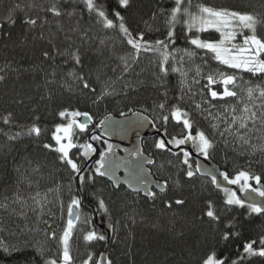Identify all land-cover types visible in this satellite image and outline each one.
Wrapping results in <instances>:
<instances>
[{"label":"trees","instance_id":"trees-1","mask_svg":"<svg viewBox=\"0 0 264 264\" xmlns=\"http://www.w3.org/2000/svg\"><path fill=\"white\" fill-rule=\"evenodd\" d=\"M29 2L31 0H0V21L3 20L8 8L12 5L19 3L21 8H24V12L17 13L14 26L9 28L8 24L4 25L5 32H11V40H0V67L11 62L13 67L20 69L19 73L9 71L5 81L0 82V115L12 111L15 114L16 122L21 125H30L34 117L38 116L39 119L35 122L41 127L42 135L38 139L22 137L13 145L10 152H0V200H3L5 196L11 198L19 189L24 198H27L29 194L34 195L36 192H40L41 196L47 194L48 203L44 209L35 208V211L33 210L34 206H24L23 214L9 215L11 208H15L16 213H20L21 206L19 204L11 205L9 212L0 209V264H44V259L55 252L54 240H48L47 234L58 226L57 215L60 211L58 207L63 205V209H66L70 203V197L78 192L76 182L72 185V192H69L68 172L56 160V154L42 148L44 143L54 144L51 137L57 124L68 123L67 118L61 120L58 116L59 111L64 109L86 111L92 116L93 125H98L108 115L121 117V112L125 114L123 116L140 112L151 121L155 120L157 125L155 128L159 129L160 133L163 131L158 115L160 110L154 109L153 103L154 101L158 103L164 99L160 95L162 89L151 86L152 74L158 71L151 63L157 59L156 57L141 53V59L135 66L134 72L131 76L126 77L127 80L133 82L143 80V85L137 86L135 91L128 89V94L125 95L122 91L124 81H118L115 84L116 94L99 104H93L89 98L81 96L79 89L75 87L73 91L67 90L65 81L71 84V78L67 77L66 73L73 65L70 61L65 64L62 57H56L55 63L59 65V68L53 83L46 84V78L52 79L46 74L51 72L50 65L53 62L51 60L44 62L43 70L32 71V66L41 63L40 53L42 50L54 51L52 44L48 43L49 37H55L53 43L60 51L68 49L70 44L73 50L80 46L84 66L79 71L87 75L89 72L95 73L102 68L106 75L102 74L101 80L115 79L120 71L119 57L127 55L130 46L120 42L117 32L102 29L100 25L95 23L94 19L89 18L86 12L83 19H80L79 10L76 18L64 17L59 21L62 30L58 31L56 19L49 16V22L43 28L38 26L35 30L28 32L21 20L25 12L32 16L37 14V10L25 7ZM36 2L42 3L43 0H36ZM107 2L109 11H111L115 7V0H107ZM197 2L244 10L250 3L259 6L260 0H194V4ZM170 5L171 0H132L130 9L126 12L122 10V14L125 15L127 24L133 32L143 30L145 31V39L152 41L156 38H162L165 31L163 17L153 20L151 19L152 14L159 11L160 8L170 7ZM69 10L71 9L69 8ZM40 16L43 18L44 13L41 12ZM77 20H79L80 31L73 33L70 29L77 27ZM145 21L152 25L153 29L158 28L159 31H148L145 28ZM84 30H87L90 38L87 43H82L79 40V36ZM176 31L181 38L177 40L175 47H192L182 38L179 26ZM259 34L264 36V29ZM41 35L44 36V39H40ZM66 35L72 39L66 40ZM200 35L203 39H208L210 35L212 38H219L215 32ZM25 37L27 38L26 42L21 44ZM239 39L238 37V41ZM101 40H104L105 44H101ZM194 59L195 64L201 63L198 56ZM209 65L211 67L216 66L215 62L211 60ZM188 66L194 68L195 65H186V67ZM114 67L117 68L115 73L112 71ZM24 69H28V71H24ZM209 70V67L203 69L204 72ZM136 73H140V75L137 76ZM0 75H4V73H0ZM193 75L194 72L189 73V82H191ZM244 75L247 79V74ZM178 81L179 76L170 73L167 78L169 102L179 103L180 107L192 114L195 121L193 134L197 128L210 134L211 129L208 127V121L193 111V100L199 102L200 96L196 95L193 99L185 97L182 101L176 100V97L180 95ZM91 83L96 86L97 92H99L101 84L97 82L94 74ZM206 83V80H201V85ZM61 85L65 86L62 87ZM201 85L194 87L199 90ZM213 88L214 90H222L220 85H214ZM21 99L23 103L17 104L16 101ZM174 125L175 122L173 121L167 126L168 135L164 136L165 139L175 135L182 127V125L175 127ZM0 127L3 125L0 124ZM17 130L19 129L13 128V131ZM4 139L0 135V142H3ZM216 139L219 140V137ZM156 140L158 138L149 140L143 146L144 153L148 154L154 161L150 167L152 176L161 183L165 180L169 182V188L166 190L169 196H176L181 193L187 195L192 192L196 194V199H190L188 206L181 211V215L187 216L188 219H191L193 213L200 215L208 200H211L216 206L223 222L235 218L236 222L241 224V228L238 230L241 231L242 235L238 239L219 245V249L224 256H228L231 260L237 259V254L242 252V245L245 241L258 240L261 235H264V216L249 214L247 206L228 208L224 204L227 194L225 191L215 190L210 179L200 178L196 173L193 179L189 181L182 171V169H187V166L180 163L183 159V151L173 155L168 150H158L154 147ZM257 142L253 141V143ZM96 147L99 152L107 149V145L104 144ZM192 150L196 154L193 147ZM76 151L78 150L73 149L70 155ZM209 159L221 172H226L230 178L237 171L245 170L254 175H260L262 177L261 183L264 184V157L259 153L254 157L249 156L240 150L233 151L231 145L226 147L222 142H218L215 148L210 151ZM189 164L195 171L194 162L190 157ZM95 166L93 163L89 168ZM36 168H39V171H34ZM177 182H179V186H177ZM80 194L79 198L84 203L82 213L88 218L89 226L97 235H100V231L90 225L89 208L92 207V210H95L101 221L112 225V237L107 248V259L111 260L112 264H195L194 257L190 256L189 252L196 250L198 245L206 244L208 247H212L216 245L218 240L219 233L209 223L198 224L195 229L187 231L184 239L176 237L173 232L168 230L172 213L167 210L161 211L163 205L160 200L153 204L151 200L133 195L123 188L115 190L101 177H96L94 184H87L85 190L81 191ZM98 199L105 200L109 208L108 213L98 209ZM28 205H32L31 200L28 201ZM226 208L227 211H222ZM204 219L207 220L206 217ZM43 221H47V223H43ZM34 226H38L39 230L38 233L31 235V228ZM220 228H223V223L220 224ZM89 245L94 251V258L89 264H97V260L106 246L101 240L91 242ZM42 247L45 249L43 255H41ZM247 264H264V261L257 257L250 259Z\"/></svg>","mask_w":264,"mask_h":264},{"label":"snow or ice","instance_id":"snow-or-ice-1","mask_svg":"<svg viewBox=\"0 0 264 264\" xmlns=\"http://www.w3.org/2000/svg\"><path fill=\"white\" fill-rule=\"evenodd\" d=\"M131 5L132 0H115V7L109 11L107 0H43L42 3L31 0L25 7L37 10V14L32 16L25 12L21 20L28 32L35 30L38 26L43 28L49 22V16L56 19L58 31L62 30L59 21L64 17L76 18L79 10L80 19H83L86 12L89 18L94 19L95 23L100 25L102 29L117 32L120 42L130 46L129 53L119 57L120 71L115 79L101 80V75H106L102 68L95 73L89 72L87 75L79 71L84 66L80 46L73 50L70 44L68 49L60 51L53 43L55 37H49L48 43L52 44L54 51L42 50L40 53L42 61L40 64L33 65L32 71L43 70V63L51 60L53 62L50 65L51 72L46 74L52 77V79L46 78V84H51L59 68V65L55 63L56 57H62L65 64L70 61L73 65L66 73V76L71 78V84L65 81L67 90L73 91L75 87L79 89L81 96L89 98L93 104H99L116 94L115 84L118 81H124L122 91L125 95L128 94V89L135 91L137 86L143 85V80L133 82L127 80L126 77L131 76L134 72L135 66L141 59V53L150 54L157 58L151 63L158 69L152 74L151 86L162 89L160 95L164 97L158 103L153 102L154 109L160 110L158 115L161 121L160 127L163 129L160 134L162 137L167 136V126L173 121L175 122L174 127L182 125L176 134L171 135L170 138L156 140L154 144L156 149L163 151L167 149L168 145L173 148H180L182 145L191 143L197 155L208 159L210 151L215 148L218 142H222L226 147L231 145L233 151L240 150L253 157L259 153L264 157V36L259 34L264 29V0H260L259 6L250 3L244 10L234 7H217L203 2L194 4V0H171L170 7L160 8L159 11L152 14L151 19L153 20L163 17L165 25L162 38H156L152 41L145 39V31L133 32L128 26L122 10L126 12ZM18 12H24V8H21L19 3L8 8L7 14L0 21V40H11V32H5L4 25L8 24L9 28L14 26ZM41 12L44 13L43 18L40 16ZM144 23L148 31H159L158 28L153 29L147 21ZM78 25L79 20H77V27H72L70 31L73 33L80 31ZM178 26L181 29L182 38L192 47H175L177 40L181 38L177 35ZM211 32L217 33L219 38H212L211 35L208 39L201 38L200 34ZM238 37L240 38L239 41ZM26 39L25 37L21 44L25 43ZM40 39H44V36L41 35ZM65 39L71 40L72 38L66 35ZM89 39L87 30H84L79 36L82 43H87ZM100 43L105 44V41L101 40ZM197 56L201 61L200 64H195L194 58ZM210 60L215 62V67L209 65ZM186 65L195 66L193 68L192 66L186 67ZM205 67H209L210 70L204 72ZM9 71L19 73L20 69L13 67L11 62L6 63L0 67V73H4V75H0V82L5 81ZM24 71H28V69H24ZM112 71L115 73L117 68L114 67ZM190 72H194L191 82H189ZM170 73L179 76L180 95L176 97L177 101H182L185 97L193 99L196 95L200 96L199 102L193 100V111L208 121V127L211 129L210 134L199 128L193 134L195 121L192 114L180 107L179 103L169 102L167 78ZM93 74L97 82L101 84L99 92H97L96 86L91 83ZM244 74H247V79H245ZM136 75L139 76L140 73H136ZM202 79L206 80L207 83L201 85ZM65 85L61 86L64 87ZM196 85H201L199 90L194 87ZM214 85H220L222 90H214ZM16 103L22 104L23 100H17ZM33 112H35L34 109ZM121 115L125 114L121 112ZM133 115L137 114L133 113ZM58 116L61 120L68 118V123L57 124L51 137L55 143H44L42 148L50 153H55L56 160L68 172L69 192H72L74 182H78L79 189L76 195L70 197V203L67 205V215L70 218L67 220L62 233L59 236L55 231L47 234L48 240L57 241L59 255L52 253L51 256L44 259V264H73L70 240L76 222L82 219L80 211L82 200L79 198V192L84 191L87 184H94L96 177L108 176L110 172L114 176L111 164L106 163L112 146L108 145L106 151L99 152L100 159L96 160V166L90 169L87 161L91 159L92 153L97 152V149L87 140L81 144L75 143L73 129H79L80 133L87 135L89 124L93 119L92 116L86 111H69L67 109L59 111ZM80 117H83V121L77 119ZM38 119L39 117L35 116L30 125H21L16 122L15 114L12 111L0 115V124L3 125L0 127V135L5 138L3 142H0V152H10L13 145L22 137L38 139L42 135L41 127L35 122ZM108 119L110 118L105 117V120L100 121V125H104ZM143 119L147 120L148 118L143 117ZM148 123L157 127L155 120L148 121ZM95 127H99V125H94L93 130ZM13 128L19 130L13 131ZM102 135L103 133L101 135L92 134L89 139L99 141ZM216 137H219V140ZM254 140L258 142L253 143ZM73 149H77L78 152L70 155ZM172 154L176 155L175 152ZM147 163L152 164L154 161L147 159ZM180 163L187 166V169H182V171L189 181L201 171L199 166L195 171L192 170L189 164L188 151L183 152V159ZM140 169L141 172L144 171L142 165H140ZM34 171H39V168L34 169ZM205 175H211L212 184L220 187L211 170ZM220 176L229 185H240L241 192L254 193L255 196L260 197L262 201L260 203L249 197L247 208L249 214L264 216V190L249 184L250 180H254L257 185L261 184L262 177L260 175L240 170L231 178L226 172H221ZM135 178L140 186L135 191L139 193L143 189L146 192V198L151 200L153 204L160 200L163 205L161 211L167 210L172 213L168 230L173 232L176 237L184 239L186 232L195 229L198 224L209 223L215 227L219 233L216 245L212 247H208L206 244L198 245L196 250L189 252V255L194 257L195 264H247L250 259L257 257L264 261V235H261L258 240L245 241L242 245V252L237 254L238 258L235 260H231L220 252L219 245L240 238L242 233L238 229L241 228V224L237 223L235 218L223 222L221 214L217 212L216 206L211 200L206 201L200 215L193 213L191 219H188L187 216L181 215V211L188 206L190 199H196L194 192L187 195L181 193L180 195L169 196L166 191L169 188L167 180L163 183L157 182L156 186L161 189L160 193H157L147 187L148 181L143 175L138 173ZM177 186H179V182H177ZM57 190L59 191V189ZM224 191L227 194L224 204L228 208L232 206L245 207V201L238 199L234 192L228 189H224ZM29 200H31L32 205H28ZM47 203V194L41 196L40 192H36L34 195L29 194L27 198H24L17 189L11 198L5 196L3 200H0V209L9 212L11 205L19 204L21 206L20 213H16V209L11 208L9 215L23 214L24 206H35L43 209ZM35 207H33L34 211ZM97 207L102 212H109L104 199H98ZM222 211H227V208ZM213 222H215L214 225ZM43 223H47V221H43ZM83 223H89L86 216L83 217ZM221 223H223L222 229L220 228ZM104 239L103 235H97L95 231H86L83 234V241L86 244ZM44 251L45 249L42 247L41 255L44 254ZM91 259L92 256L88 255L82 264H89ZM107 264H112V261L108 260Z\"/></svg>","mask_w":264,"mask_h":264},{"label":"water","instance_id":"water-1","mask_svg":"<svg viewBox=\"0 0 264 264\" xmlns=\"http://www.w3.org/2000/svg\"><path fill=\"white\" fill-rule=\"evenodd\" d=\"M135 113L137 115H133L132 113L127 116L121 117L108 115L106 117H109L110 119L106 120L104 125H100L99 123L97 134L101 135V133H103L101 138L106 140L107 143L112 146L111 152L108 153V160L106 161V163H110L112 169L114 170V176L110 172L108 176L102 177V179L111 184L113 189L115 190L123 187L132 194H141L144 198H146V192L143 189H141L139 193L135 191L136 188L140 187L137 184L135 178L138 173L143 175L148 181L147 187L150 190H154L157 193H160L161 189L156 186L157 182L159 181H157L152 176L149 169V167L152 166L153 163H147V159L152 158L147 157L142 153V141L154 138L161 139L164 137L161 136L160 132L155 127H153L152 124L148 123V121L151 120L147 116L143 115L140 112ZM143 117H147L148 119L144 120ZM78 120L83 121V117L78 118ZM103 120H105V118ZM88 142L90 143L89 138ZM93 147L96 148L95 146ZM166 150L172 153L188 151L189 157L195 164V168L199 166V168L201 169V171L197 173L200 178L212 180V176L205 175V173L209 170L213 172L220 185V187H216L213 185L215 190L224 191V189H228L231 192H234L238 199H242L245 201V206H247V203L249 202V197H251L257 203L262 202L261 198L255 196L254 193L241 192L240 185L227 184V182L224 181L220 176L221 170L216 165H214L209 158L205 159L203 156L195 154L192 150L191 143L182 145L180 146V148H173L168 145ZM97 155L98 150L91 156V159L87 161L88 166H90L95 161ZM140 165L143 166V172H141ZM254 187H259L264 190V185L262 183L259 185L255 184ZM77 188L79 189L78 182ZM69 218L70 217H68V219ZM93 220L95 228L100 230L101 235L105 237L102 242L106 246L103 253L99 256L97 264H107V248L112 237V225L108 222L104 224H98L94 210Z\"/></svg>","mask_w":264,"mask_h":264},{"label":"rangeland","instance_id":"rangeland-1","mask_svg":"<svg viewBox=\"0 0 264 264\" xmlns=\"http://www.w3.org/2000/svg\"><path fill=\"white\" fill-rule=\"evenodd\" d=\"M152 119H154V118H152ZM54 131H55V129H54ZM73 131L75 133V135L73 137L74 142L77 143V144L84 143L85 142L84 141V138H83V140L81 139L82 134L79 133V129L74 128ZM77 137H79V138H77ZM79 139H80V141H79ZM77 152L78 151H76V153ZM249 184H250V186H254L256 183H255L254 180H250L249 181ZM35 208L41 209L39 207H35ZM58 210H60L59 211V214L57 215V217H58V220H57L58 223H57V225L58 226L55 228V230H52V231H55V233L57 234V236H59L62 233V230L66 226V222L68 220L67 208L66 209H63V205H62V206L58 207ZM83 217H85V215L82 214L81 221H77L76 227L73 230V236H72V238L70 240V252H71V255L73 257V264H82L83 260L87 259L88 255H91L92 256V259L94 258V251L91 249V247H90L89 244H86L83 241V234L86 231H93V230L89 226V224L83 223ZM38 230H39L38 229V226H34L33 228H31V231H32L31 232V235H33L35 233H38ZM93 242H95V241H93ZM53 245L55 247V252H53V253H56L57 255H59V249H58L57 241L54 240ZM51 255H52V253H51ZM95 261H96V258H95Z\"/></svg>","mask_w":264,"mask_h":264},{"label":"flooded vegetation","instance_id":"flooded-vegetation-1","mask_svg":"<svg viewBox=\"0 0 264 264\" xmlns=\"http://www.w3.org/2000/svg\"><path fill=\"white\" fill-rule=\"evenodd\" d=\"M99 125V124H98ZM93 124H92V122H91V124H89V129H88V134L86 135V134H83V133H81L82 134V140H83V138H84V141H86L87 140V142H88V138H89V136L90 135H92V134H95V135H98L97 134V130H98V127H95L94 128V130H93ZM80 133V132H79ZM150 140H152V139H150ZM147 141H149V140H144V141H142V153L144 154V155H146L147 157H149V155L148 154H146V153H144L145 151H144V149H143V146H144V144L147 142ZM90 143L93 145V146H97V145H100V144H104V145H109L108 143H107V141L106 140H104L103 138H101V140H99V141H91L90 140ZM97 148V147H96ZM98 150V149H97ZM106 151V150H105ZM181 152V151H180ZM94 153H92L91 154V156L93 155ZM151 158V157H150ZM100 159V156H99V150H98V155H97V157H96V159H95V161L96 160H99ZM95 161L93 162V163H95ZM194 166H195V164H194ZM150 167H152V166H150ZM150 167H149V169H150ZM196 169V168H195ZM111 185V184H110ZM264 185V184H263ZM112 186V185H111ZM255 186V185H254ZM120 188H123V187H120ZM119 189V188H118ZM117 189V190H118ZM125 191H127V192H129L128 190H126L125 188H123ZM130 193V192H129ZM79 194H80V192H79ZM132 194V193H131ZM133 195H139V196H141V197H143L141 194H133ZM80 196H81V194H80ZM144 198V197H143ZM146 199V198H145ZM90 207V206H89ZM84 208V203H82V208L80 209V211H81V213L83 212V209ZM90 209V213H89V215H90V220H91V224L90 225H92L93 226V228H95V226H94V220H93V210H92V207L91 208H89ZM95 211V210H94ZM83 214V213H82ZM95 214H96V212H95ZM96 217H97V222H98V224H104V223H107V222H103V221H101V219L99 218V216H97L96 215ZM77 223V222H76ZM91 227V226H90ZM92 228V227H91ZM96 229V228H95ZM98 230V229H97ZM98 231H100V230H98ZM100 235H101V233H100Z\"/></svg>","mask_w":264,"mask_h":264},{"label":"bare ground","instance_id":"bare-ground-1","mask_svg":"<svg viewBox=\"0 0 264 264\" xmlns=\"http://www.w3.org/2000/svg\"><path fill=\"white\" fill-rule=\"evenodd\" d=\"M92 164H93V163H92ZM92 164H91V165H92ZM91 165H90V166H91ZM90 166H88V167H90ZM76 184H77V182H76ZM101 241H102V240H101Z\"/></svg>","mask_w":264,"mask_h":264}]
</instances>
